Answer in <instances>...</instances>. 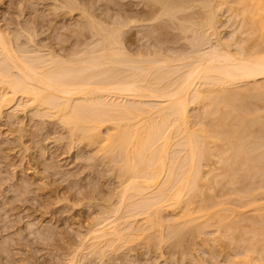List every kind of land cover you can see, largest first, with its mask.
<instances>
[{
  "label": "bare ground",
  "instance_id": "6f19581e",
  "mask_svg": "<svg viewBox=\"0 0 264 264\" xmlns=\"http://www.w3.org/2000/svg\"><path fill=\"white\" fill-rule=\"evenodd\" d=\"M63 2L79 9L77 34L87 38L69 54L39 49L36 29H24V44L22 32L0 28V116L12 109L61 123L71 148L90 146L119 182L66 264L139 242L186 254L210 224L213 242L226 236L240 248L227 264H264V0H140L136 15L107 4L104 17ZM227 12L237 17L229 39ZM137 26L152 49L132 48ZM178 36L187 48L168 45Z\"/></svg>",
  "mask_w": 264,
  "mask_h": 264
},
{
  "label": "rangeland",
  "instance_id": "374dc122",
  "mask_svg": "<svg viewBox=\"0 0 264 264\" xmlns=\"http://www.w3.org/2000/svg\"><path fill=\"white\" fill-rule=\"evenodd\" d=\"M63 1L0 0V28L4 29L5 33L10 34L27 33H24L25 35L20 34L22 37H20V43L23 42L24 44H27L25 42L29 40L26 38L28 29L29 32H32V35L36 33L33 39L35 43H33L38 47L40 46L39 49L54 48L53 50L60 53V55L69 54L73 49L79 48L87 38H85V35L83 37L81 33L80 36L79 33L77 34L78 30L81 32L80 28L82 27V24H80L83 21L81 12L79 9L74 10L73 13L68 12L62 7ZM75 1H78L79 4L81 2L88 3L91 6L90 9H93L92 12L96 10L97 14L94 13L98 17L105 16L107 4H110L112 14L117 15H123V13L136 15L135 12L143 7L142 3L139 2L140 0H113L115 3L113 1H111L113 3H109V0ZM137 1L139 4H137ZM54 6L58 8L55 10ZM118 12L120 13L118 14ZM117 15L113 17H117ZM230 16L229 12L224 14L222 17L223 25L220 27V30L223 29L221 30L222 35L228 39L237 35V31L234 29L237 27L235 20L237 17L234 18V15H232L231 18ZM167 25L170 27V24ZM144 29L145 27L137 26L135 29L132 28L129 31L130 33H127L134 50L138 51L139 49L141 51L145 48L148 50V47L149 49H152V46L154 47L155 40L153 38L150 40L149 34V37L145 36L147 29ZM32 30H35V33ZM171 31L174 33L176 30ZM176 38H179V43ZM176 38V43L173 42L174 39L171 40L172 43L168 44L171 45V48H187L184 39L180 36ZM35 45L32 44L31 46ZM11 110H5L2 113L3 115L0 116V192L2 191L0 193V264H66V260L71 256L70 253L76 249L75 245L78 247L79 240L88 232V226L101 213L99 205L104 200V196L109 192L117 191L119 182L108 173L109 170L106 171V164L97 159L96 153L93 152L94 149H91L90 146L81 143L74 146V149L71 148L67 140L68 132L61 126V123L55 120L52 121L49 118L34 117L29 111L25 113L14 110L15 113ZM43 124H46V127ZM22 128H24V132ZM25 130L28 131L25 132ZM17 134H21L22 137ZM262 196L264 195L261 194L260 197ZM171 213L170 211L167 212L170 215ZM213 225L215 224H210L211 229L205 226L206 233H204L205 227H203V230H201L203 233H200L203 236H197L200 237L199 240L194 239L196 241L191 243L193 247H190H195L194 251L189 249L190 247L187 248L192 251L194 258L196 256L197 260H203V262L206 260V264H227L226 261L230 259L229 257L233 258L234 254L240 251V248L234 242L232 244V239L226 241L229 238L226 239V236L220 238L225 240L218 241L215 238V242H213L211 238H214L215 232H217L216 226L214 230ZM142 245L139 242L130 246L131 248H122L117 252L111 251L104 259L92 256L93 258L87 261L89 258L87 260L79 258L81 260L77 264H195L194 262L197 261L193 262L194 258L190 256L191 252L189 250L186 251L190 256L187 259V253L183 254L185 253L184 248L175 251V248V250L173 248L169 249V244L168 246L166 244L167 247L164 245L160 248L158 246L155 248V246ZM205 245L206 247H204ZM236 248H239L238 251ZM71 250L73 251L71 252ZM196 252L197 254H195ZM185 255L186 257H184ZM212 260L213 262H211ZM81 261H84V263Z\"/></svg>",
  "mask_w": 264,
  "mask_h": 264
}]
</instances>
